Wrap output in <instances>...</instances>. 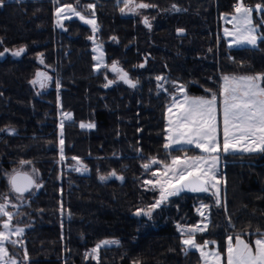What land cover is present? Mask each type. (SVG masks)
I'll return each instance as SVG.
<instances>
[{
  "label": "trees",
  "instance_id": "16d2710c",
  "mask_svg": "<svg viewBox=\"0 0 264 264\" xmlns=\"http://www.w3.org/2000/svg\"><path fill=\"white\" fill-rule=\"evenodd\" d=\"M88 1L93 10H81L93 12L94 39L106 55V67L98 71L90 27L69 19L57 29L52 0L0 4V196L8 188L2 172L21 161L30 162L39 176L36 193L20 209L26 220L17 248L27 264H201L196 250L185 249L177 228L200 220V203L208 206V221L194 235L198 243L214 241L223 251L227 237L259 236L262 151L222 156L219 200L210 190L181 193L168 197L152 218L134 214L159 197V189L146 183L155 170L172 157L199 153L164 148L171 84L190 96H210L221 75L264 74V40L230 47L219 34V15L233 13L236 0H141L150 6L140 8V15L121 12L123 0ZM243 2L252 6L253 22L264 36V10H256L264 9V0ZM171 4L182 11L167 13ZM21 48V55H12ZM114 62L135 87L111 70ZM38 71L50 79L42 91L32 83ZM59 113L70 117L58 132ZM153 158L160 163L145 169ZM69 163L88 173L65 171ZM113 172L122 179H108ZM107 239L118 243L93 253Z\"/></svg>",
  "mask_w": 264,
  "mask_h": 264
},
{
  "label": "snow or ice",
  "instance_id": "6c2138e0",
  "mask_svg": "<svg viewBox=\"0 0 264 264\" xmlns=\"http://www.w3.org/2000/svg\"><path fill=\"white\" fill-rule=\"evenodd\" d=\"M125 8L129 11H134L135 8L129 7L133 3V0H123ZM3 0H0V4ZM150 5L140 3L135 7L147 8ZM67 11L80 16L82 20L84 16L72 5H67ZM89 9L94 5L89 4ZM125 8H121V12L125 11ZM256 10L261 9L260 5L256 6ZM63 9L57 10L59 16ZM237 15L233 16V19L237 21L235 29V43L236 44H250L255 46L257 40H264V36H258L256 34L257 26L253 24L251 13L253 9L245 7L242 0L238 2L235 7ZM86 23L93 24L95 31V21L88 19ZM144 23L147 25L148 20L145 18ZM227 35H234L233 32L226 30ZM7 51V49L5 50ZM24 52L21 48L14 51L12 55L19 56ZM4 53H0L3 56ZM97 60L102 62V54L96 57ZM43 62V61H41ZM100 65H97L99 70ZM114 72H119L120 78L128 83L130 86L135 87V84L127 78V73L119 69L114 62L111 68ZM37 79L32 83H40L41 87L44 86L41 78H47L45 73L38 72ZM157 79H163L157 77ZM224 84L220 96L222 97V115H223V146L220 147V143L217 138V94L213 93L210 98L196 97L185 99L181 103L174 99L172 106L169 107L171 113L172 108H176L175 118H169L168 121V136L167 143L164 148H171L175 144H187L195 145L200 149L202 153L207 155L198 156H186L181 159L180 157H172L171 162L164 164V179L157 180L155 183L152 181H146V183L159 184L160 187V199L149 207L147 215H150L151 211L167 200L169 196L178 195L179 193L188 190L191 192H208L210 189L217 187L218 181L216 180V165L219 159L217 153L223 151L225 153L235 151L264 152V74H257L255 76H224ZM112 81H109L105 87H108ZM81 127H93V125L81 124ZM63 140H61V145ZM30 163L28 161H21V164ZM160 161L153 158L151 164H159ZM151 164H145L144 168L148 169ZM86 170V169H85ZM111 175L115 176L113 172ZM155 176L156 173L154 172ZM101 180L106 177H101ZM122 179V177H121ZM9 183L14 192L23 194L29 191L33 186L34 181L28 173L16 172L9 177ZM214 192L213 195H217ZM5 203H0V216L7 217V221L3 223V228L6 231H0V261L4 264H16L14 259L5 260L6 256H9L8 250L5 247V242L16 244L18 241L10 239L11 227L10 221L12 219V213L7 211V197H5ZM219 203V201H217ZM207 205H202V208L206 209ZM141 214V211L136 213ZM201 216H204V212L201 211ZM206 219V217H205ZM179 227V226H178ZM207 225L203 228L199 225L194 228L186 230L187 239L183 240V243L190 248H200L201 255L206 258L211 256L214 258L215 264H220L221 253L218 251H212L206 253L203 249L207 248L208 241H205L203 245H198L192 239L196 232L205 231ZM259 238L254 241L253 245L245 242L239 235L235 237V243L233 244V237H228V243L226 248V264H264V232H259ZM6 232L8 234H6ZM23 232V229L17 228L15 234L19 236ZM118 243V241H102L92 251L95 253L102 245ZM212 243H215L214 241Z\"/></svg>",
  "mask_w": 264,
  "mask_h": 264
},
{
  "label": "rangeland",
  "instance_id": "374dc122",
  "mask_svg": "<svg viewBox=\"0 0 264 264\" xmlns=\"http://www.w3.org/2000/svg\"><path fill=\"white\" fill-rule=\"evenodd\" d=\"M140 3H143V2L141 0H133V3L130 4L129 7L135 8V10L134 11H129L127 8H125L126 9L125 11L127 13H129V14H138V15H140V8L135 7L136 5H138ZM52 4H53L54 24H55V27L57 29H61L62 25H63V22L66 21V20H69V19H78L79 21L87 24L90 27L91 32H92L91 41H92L93 68H94L95 71H98L97 70V65H100L99 69H102V68L106 67V55H105L103 46H102V44L100 42H98L96 39H94V33L96 31V30L95 31L93 30L94 25L85 22V20H88V19L94 20L95 21V28L97 29L95 16H94L93 12L85 13L84 11L81 10V7H84V8L87 9L88 8L87 6L89 4H91V5H93V4L91 2H89L88 0H52ZM67 5H72L76 9V11L80 13V15L85 17V19L82 20L80 18V16L75 15L74 13L67 11V7H66ZM232 7H233V5H232ZM58 9H63V11L60 13L59 16L57 15V10ZM91 10H93V8H91ZM167 13L170 14L169 10L167 11ZM234 15H237L235 10H234L233 13H230V14H220L219 15V23H220L219 34L221 35V37H223V39H224L225 43L227 44V46H230V47H240V46L253 47V45H250V44H239L238 45V44H236L234 42L235 39H236L235 29H236V26H237V21L233 19ZM251 16H252V21H253V12L251 13ZM253 24H254V22H253ZM226 30L229 31V32H233L234 35H227L226 34ZM256 34L258 36H260V34L258 33V26H257ZM101 54H102V57H103L102 62L100 60L96 59V57L101 56ZM45 74H46V77H47V81L44 84V86L41 87L40 84L36 83V86H39V91L45 90L48 87L50 79H48L47 73H45ZM116 74L120 75L119 72H116ZM224 76H252V75L226 74V75H221L220 76L219 88H218L217 93H215V94H217V96H218L217 112H216L217 138H218V141L220 143L221 149H222V146H223V115H222V106H221L222 97L220 96V93L222 91V87H223V84H224V81L222 79ZM171 87H173V89H172L173 92L170 94V98H169V101L167 103L166 111H165V143L168 142L166 138L168 136L167 129H168L169 118L171 117V118L174 119L175 118V114H176V108L175 107L172 108L171 113L169 112V107L172 106L174 99L177 100V101H180L182 103L183 100L185 99V96H187L188 98H196V97L210 98L211 95H212L211 94L210 96H190V95L187 94L186 89L183 86H181V85H179L177 83H172ZM69 117H70L69 114H66V113H59L58 114V129H59L58 132L60 131V128H61V122L63 120H67ZM84 125H88V124H84ZM165 143H164V145H165ZM60 144H61V142L59 141V146H60ZM188 147H192L194 149L199 150V153L194 154V155H182V156H176V157H180L181 159H183L186 156L191 157V156H198V155H207L206 153H202L200 149L195 147V145L175 144L171 148H188ZM232 152H246V151H240L239 149H237L235 151H231L230 150L227 153H232ZM253 152H256V151H253ZM227 153L223 152L222 150L217 153V155L219 156V159H218L217 165H216V180L218 181V183H217V187L216 188L210 189L212 194L214 192H217V189H218L217 195H214V197L217 200H219L220 197H221V189H222V184H221L220 178L218 177V173L220 171V164H221L222 156L226 155ZM171 159H170V161L168 163L171 162ZM150 164H151V161H150ZM151 165H153V164H151ZM85 169H86L85 167H83L82 165H79L78 163H69V164H67L64 167L65 171L71 172L73 174H80V175H86L88 173V170L87 169L85 170ZM16 171L27 172L34 179V187L32 188V190L29 193H27L25 195L15 194L10 188L9 177ZM155 173H156V175H155L154 179L152 180V182L155 183L157 180H163L164 179V175H163L164 174V164H162L158 170H155ZM2 177L4 178L5 182L7 183L8 188L3 194H1L0 203H5L6 202L5 201V197H7V211L12 213V219L10 221L11 233L9 235H10V239L11 240L18 241L16 244H11V243L5 242V247L7 248L8 253H9V256H6L5 260L14 259L16 261V264H27L28 260H27L26 255L24 254L23 251H19V249L17 248V247H19V243H20L21 237L23 236L24 229H25V226H23L22 223L25 222V220H26V217H25L26 214L24 212H22V211L20 212V209H22L24 206H26L28 204V201H29L28 199L36 193L37 185H39V176H38V174L35 172V170L30 165L25 163V164L19 165L18 167H12V168H9L7 170H4L2 172ZM151 186H153V184H151ZM156 187L159 189V197L157 199V200H159L160 199V187H159V184H156ZM163 203H164V201L160 205H162ZM202 205L203 204L200 203L198 205L197 209H196V212L200 215V220L196 224H194V225H177V228H178L179 232L182 234V243H183L184 239L188 238V236L185 234L187 229L194 228L197 225H199L200 227L203 228L207 224V221H208L207 213H208V211H207V208L206 209L202 208ZM157 208L158 207L153 209L151 211L150 215L144 214V213H147L149 209H147V210H142V209L136 210L134 212V214L136 216H143V217H147V218H152L155 215ZM138 211H141L140 215L136 214ZM201 211L204 212V216H201ZM205 217H206V219H205ZM5 221H7V217L0 216V231H6L3 228V223ZM17 228L23 229V232L19 236H17L15 234V230ZM196 233H198V232H196ZM6 234H8V233L6 232ZM240 238L243 239L245 242H248V243L252 244L253 248H254L255 247L254 246V241L257 238H259V236H256V237L251 238V239H248V238L242 237V236H240ZM192 239H194L196 244L203 245V244L198 243L196 241V239L194 238V236L192 237ZM105 241H116V240L115 239H107ZM227 243H228V237L225 240V245H224L223 251H220L218 249V246H217L216 242L215 243L209 242L207 248L203 249V251L206 252V253H210L212 251L220 252L221 253V257H222L220 264H226ZM234 243H235V238H233V244ZM99 244H101V243H99ZM115 244L116 243L102 245L101 247H103V246H112V245H115ZM183 245H184L185 249L196 250L199 253V255H200L201 259H202V263L201 264H206V258L201 255V249L200 248H190V247L186 246L184 243H183ZM0 264H4V262L0 261ZM207 264H215L214 263V258L211 257V256H208L207 257Z\"/></svg>",
  "mask_w": 264,
  "mask_h": 264
},
{
  "label": "water",
  "instance_id": "95a60500",
  "mask_svg": "<svg viewBox=\"0 0 264 264\" xmlns=\"http://www.w3.org/2000/svg\"><path fill=\"white\" fill-rule=\"evenodd\" d=\"M182 10L180 9V8H178L175 4H171V6H170V9H169V12H170V14L171 13H176V12H181ZM38 72H41V73H43L42 71H38ZM37 72V73H38ZM36 73V74H37ZM37 79V75H35V77H34V80H36ZM41 80L43 81V84H45L46 83V81H47V78L45 79V78H41ZM38 84H40V83H38ZM41 85V84H40ZM16 172H20V173H25V172H23V171H16ZM16 172H14L12 175H14ZM27 173V172H26ZM29 174V173H28ZM11 175V176H12ZM29 176H31L30 174H29ZM32 177V176H31ZM121 179L120 177H117L116 175L115 176H113V175H110L109 177H108V179ZM32 179H33V177H32ZM33 181H34V179H33ZM9 185H10V188H11V184L9 183ZM34 187V184H33V186L29 189V191H27V192H24L23 194H20V193H16V192H14L13 190H12V188H11V190L15 193V194H18V195H25V194H27V193H29L31 190H32V188ZM181 193H189V194H195V195H199V194H204V193H209V191L208 192H191V191H188V190H185V191H183V192H181ZM181 193H179V194H181ZM178 194V195H179Z\"/></svg>",
  "mask_w": 264,
  "mask_h": 264
},
{
  "label": "built area",
  "instance_id": "2783aa9c",
  "mask_svg": "<svg viewBox=\"0 0 264 264\" xmlns=\"http://www.w3.org/2000/svg\"><path fill=\"white\" fill-rule=\"evenodd\" d=\"M238 2H240V0H236V1L234 2V4H233V9H234V10H235V7L237 6ZM242 3H243V5H244L245 7H248V8H251V9H252V6L249 5V4L244 3L243 0H242Z\"/></svg>",
  "mask_w": 264,
  "mask_h": 264
},
{
  "label": "crops",
  "instance_id": "0c3cea01",
  "mask_svg": "<svg viewBox=\"0 0 264 264\" xmlns=\"http://www.w3.org/2000/svg\"><path fill=\"white\" fill-rule=\"evenodd\" d=\"M214 263H215V261H214Z\"/></svg>",
  "mask_w": 264,
  "mask_h": 264
}]
</instances>
